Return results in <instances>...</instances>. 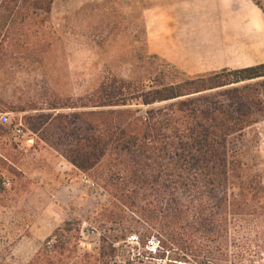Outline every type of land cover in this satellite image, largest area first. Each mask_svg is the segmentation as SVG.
<instances>
[{
	"label": "trees",
	"instance_id": "1",
	"mask_svg": "<svg viewBox=\"0 0 264 264\" xmlns=\"http://www.w3.org/2000/svg\"><path fill=\"white\" fill-rule=\"evenodd\" d=\"M53 2L18 1L44 15L50 14ZM180 74L158 73L148 87L106 75L87 105L60 106L93 108L86 112L92 118L83 119L82 133L75 123L80 113H57L50 130L75 142L62 156L76 173L97 172L111 157V167L123 175L109 189L114 210L104 205L98 220L127 222L124 209H134L131 221L145 236L134 264H261L264 185L260 172L229 150V137L264 115V63L193 77ZM134 101L148 109L143 114L134 110L127 122L112 117ZM106 112L110 119H101ZM70 225L67 220L54 229L26 264H131L128 257L123 263L115 258L116 246L129 235L124 230L132 232L128 228L120 233L111 227L101 230L98 251L84 253L77 246L80 229L71 234ZM149 235L157 242L154 252L145 250Z\"/></svg>",
	"mask_w": 264,
	"mask_h": 264
},
{
	"label": "rangeland",
	"instance_id": "2",
	"mask_svg": "<svg viewBox=\"0 0 264 264\" xmlns=\"http://www.w3.org/2000/svg\"><path fill=\"white\" fill-rule=\"evenodd\" d=\"M18 1L0 0V114H8V121L0 122V149L5 146L11 162L4 174L0 171V264H26L47 236L67 220L71 234L80 229L77 246L84 253L98 251L101 230L111 227L120 233L125 227L132 231L124 230L127 238L139 234L138 243L126 238L116 246L115 258L121 263L130 258L134 264L132 258L137 250L142 251L145 240L142 228L131 221L134 209H124L127 222L98 220L104 205L114 210L109 189L119 185L123 175L118 176L109 157L97 172L81 175L78 190L60 189L66 178L78 177L72 170L59 178L63 166L56 165L75 142L50 130L57 123L51 120L57 113H80L81 120L75 123L82 133L83 119L92 118L86 112L93 108L60 106L87 105L106 75L134 79L145 87L158 73L183 77L165 12L166 3L178 0H54L49 15L36 13ZM257 1L264 10V0ZM148 25L153 33L151 42ZM249 83L259 88L254 81ZM136 109L137 114H143L148 106L134 101L119 107L112 117L127 122ZM100 116L105 120L111 117L107 112ZM19 128L22 133L17 132ZM263 131L264 115L232 134L229 150L248 168L258 170L264 185V156L258 151ZM26 139L31 140L29 144ZM34 168L37 171H32ZM259 225L264 233V213ZM156 245V241L147 242L145 250L154 252ZM258 263L264 264V256Z\"/></svg>",
	"mask_w": 264,
	"mask_h": 264
},
{
	"label": "crops",
	"instance_id": "3",
	"mask_svg": "<svg viewBox=\"0 0 264 264\" xmlns=\"http://www.w3.org/2000/svg\"><path fill=\"white\" fill-rule=\"evenodd\" d=\"M165 12L178 63L185 74L194 76L264 63V11L254 0H178L166 3ZM147 28L151 42L153 33L149 25ZM30 141L26 139L27 144ZM6 152L3 146L0 149L2 174L11 164ZM56 165L63 166L59 178L74 171L64 158L58 159ZM81 175L76 180L66 178L60 189L78 190Z\"/></svg>",
	"mask_w": 264,
	"mask_h": 264
},
{
	"label": "built area",
	"instance_id": "4",
	"mask_svg": "<svg viewBox=\"0 0 264 264\" xmlns=\"http://www.w3.org/2000/svg\"><path fill=\"white\" fill-rule=\"evenodd\" d=\"M7 121H8V114H7V113L0 114V122L5 123V122H7ZM17 132H18V133H22L23 131H22L21 128H19V129H17ZM261 136L263 137V139H262V140L259 142V144H258V151H259V153H260L262 156H264V131H263V133L261 134ZM82 179H83V181H84L85 183H87V184H89V185H93V183H91V181H90L89 179H87V178H85V177H83ZM127 240H128V242H130V243H134V240H135L136 243H138V237H137L136 235H134V234H131V235L127 238ZM147 242H148V243H153L154 240H153V239H150V240L147 241Z\"/></svg>",
	"mask_w": 264,
	"mask_h": 264
}]
</instances>
